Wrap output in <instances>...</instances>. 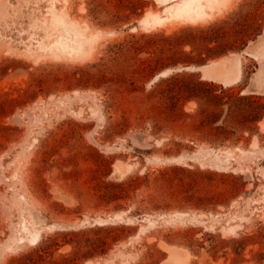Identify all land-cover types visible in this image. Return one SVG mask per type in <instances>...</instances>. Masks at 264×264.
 <instances>
[{"label": "rangeland", "instance_id": "1", "mask_svg": "<svg viewBox=\"0 0 264 264\" xmlns=\"http://www.w3.org/2000/svg\"><path fill=\"white\" fill-rule=\"evenodd\" d=\"M65 1L0 0V264H264V119L218 136L198 84L264 94V0L175 27L163 0ZM53 11L90 56L44 50ZM215 24L245 42L234 83L172 39Z\"/></svg>", "mask_w": 264, "mask_h": 264}, {"label": "trees", "instance_id": "2", "mask_svg": "<svg viewBox=\"0 0 264 264\" xmlns=\"http://www.w3.org/2000/svg\"><path fill=\"white\" fill-rule=\"evenodd\" d=\"M221 27L223 26L215 24L207 28L204 26L183 28L181 33L173 36L172 39L176 42L192 44L194 49L198 50L197 54L184 52L185 57L182 61L187 64H205L209 59L228 55L232 50H243L245 46H241V43L238 42V39H242V44L245 43L243 38H229L226 36L228 35L227 31L222 30L223 33L219 32L222 29ZM151 39L156 46L161 48V37ZM150 67L154 70L157 68L160 70V65L153 66L151 64ZM187 76H191V74ZM198 84L208 86V101L214 104L213 108L206 107L203 110L202 124L210 125L218 136L227 137L235 133L234 128L239 124L254 127V124L264 119V94L253 91L244 92L241 88L237 89L235 86L221 87L220 89L215 84L203 81L198 82ZM225 111L227 117L222 119ZM71 260V258L66 259L61 264H70Z\"/></svg>", "mask_w": 264, "mask_h": 264}, {"label": "bare ground", "instance_id": "3", "mask_svg": "<svg viewBox=\"0 0 264 264\" xmlns=\"http://www.w3.org/2000/svg\"><path fill=\"white\" fill-rule=\"evenodd\" d=\"M163 1L164 2L167 1V3H168V7H167V5H166V7L168 9V12H170V13L168 16H166V18L169 19V22L170 21L172 22L171 27H175L177 25L176 24L177 22H179L181 24V23H183V21L186 23L210 21L211 19H214L216 17V15H217L215 13L216 11H219V12L224 11L225 12L227 9L232 7L233 3H234V0H163ZM164 9H166V8H164ZM53 10H54V8H53ZM150 10H152V9H150ZM57 12H58V10H57ZM57 12L55 13V11H53V13H55V14L52 18V22L53 23L55 22L54 23L55 26L53 28H51L53 30H52V32L48 33L47 37L48 38L52 37V35L56 32H57V36H56V38L51 39L49 41H47L46 39H43V41L40 40L41 45L43 44V46H44V50L46 51V49H47L46 47H49L51 49V52L53 49L52 53H54L55 51L57 52V53L55 52L56 54H59V52L60 53L62 52L61 53L62 56L66 55V54L64 55L63 53H70V54H72L71 55L72 57L74 54H75V56L81 55V57H82V55L90 56L88 54L92 52L93 41L95 40L98 42V40H96L94 38L95 37L94 36L95 31H93V29L90 28L89 26L81 25L82 23L78 24V21L75 22L76 19H75V21H71L72 19L70 20L69 18H66L65 16H63L64 13H62V15H61ZM150 14H153V13H150ZM158 14H159V12H158ZM146 15H148V14H145V16ZM156 15L157 14H154L155 21L150 20L151 16H150V18L146 17L145 19H143V21L142 20H140V21L145 22V24L143 23L144 25H146V23H152L153 24L155 22H161L160 18H158L159 20L156 21ZM157 17H158V15H157ZM142 18H143V16H142ZM154 18H151V19H154ZM176 20H177V22H175ZM93 27H96V26H93ZM94 30H96V29H94ZM92 31L94 33H92ZM114 32L115 31H113L112 34H114ZM103 34H104V32H103ZM98 39H99V37H98ZM43 46H42V48H43ZM39 47H40V44H39ZM42 48H40V51ZM233 53L237 54V55L242 54L241 52H233ZM56 54H55V56H56ZM67 55L70 56L69 54H67ZM68 56H66V57L69 58ZM59 57H60V55H59ZM91 57H93V56H91ZM228 57H229V55H225V56L222 55L218 58L211 59L206 64H201V65H196V66L193 65V66H189L187 68L193 69V70L203 69V73H202L203 78H206V79H208L210 77H212V78L213 77L214 78L219 77V78H222V80H224L226 83H234V82L238 81L242 76V73H243L242 61H241L240 57H237L236 61L233 62L232 67H226L225 61H226V58H228ZM76 59L77 58L75 57V60ZM73 60H74V58H73ZM170 71H172V69H169L167 71H163V73L164 72L169 73ZM228 150H230V149H228ZM227 151H226V153H227ZM230 153H232V151H229V154ZM122 214H124V213H122ZM118 216H119V214H118ZM123 216H121V217H123ZM121 220H122V218H121ZM161 245H162V243H161ZM89 260L87 261L86 264H94L95 263V262L94 263L90 262Z\"/></svg>", "mask_w": 264, "mask_h": 264}, {"label": "crops", "instance_id": "4", "mask_svg": "<svg viewBox=\"0 0 264 264\" xmlns=\"http://www.w3.org/2000/svg\"><path fill=\"white\" fill-rule=\"evenodd\" d=\"M208 79H210V80H217V78H216V77H215V78H214V77H213V78H212V77H210V78H208Z\"/></svg>", "mask_w": 264, "mask_h": 264}]
</instances>
